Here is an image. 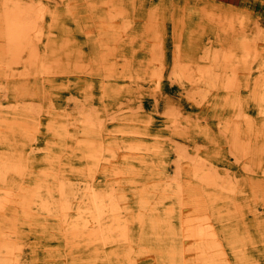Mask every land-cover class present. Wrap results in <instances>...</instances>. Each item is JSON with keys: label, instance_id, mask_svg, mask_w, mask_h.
I'll return each instance as SVG.
<instances>
[{"label": "rangeland", "instance_id": "1", "mask_svg": "<svg viewBox=\"0 0 264 264\" xmlns=\"http://www.w3.org/2000/svg\"><path fill=\"white\" fill-rule=\"evenodd\" d=\"M21 3L38 12L42 34L36 42L47 58L42 66L6 61L1 31L12 0H0V95L9 90L0 96V264H88L83 233L62 231L56 214L44 218L49 211L39 208L38 197L23 213L9 193L19 191L16 184L25 190L40 183L41 195L51 192L56 201L62 177L74 191V205L91 175L104 188L116 171L120 212L132 232L130 243L107 245L100 264H115L129 245L133 260L124 257V264H168V251L180 240L181 198L173 178L178 165L189 218L212 223L230 264H264V0ZM148 15L153 19L147 28ZM123 20L132 21L120 27ZM203 65L213 67L210 78L198 70ZM25 81L34 88L12 98L13 84ZM89 109L95 130L80 118ZM14 115L23 116L24 126L13 122ZM117 245L118 255L111 250Z\"/></svg>", "mask_w": 264, "mask_h": 264}, {"label": "bare ground", "instance_id": "2", "mask_svg": "<svg viewBox=\"0 0 264 264\" xmlns=\"http://www.w3.org/2000/svg\"><path fill=\"white\" fill-rule=\"evenodd\" d=\"M23 0H12V5L10 6V8L5 7V16L3 17V21H5V23H3L4 27L3 30L1 31L3 40H6V44L4 45V53L6 56V61L8 63L10 62H25L26 66H29L31 64L37 65V64H41L44 61V57L43 55H40L38 52V47H37V42L40 38H41V34H42V29L41 27H39L38 25V21L37 18H39L37 16V13H33L32 12V8H34V6L32 8H30V5H26V4H22ZM70 1V0H69ZM75 1V0H73ZM35 2V1H34ZM85 2V1H84ZM106 2V1H105ZM77 3V2H76ZM113 4V3H112ZM115 4V3H114ZM7 5V4H6ZM10 5V3H9ZM35 7H37L35 5ZM69 7V6H68ZM7 8V9H6ZM30 8V9H29ZM40 8V7H39ZM38 8V10H39ZM74 8V7H73ZM93 8V7H92ZM97 8V7H96ZM41 9V8H40ZM37 10V11H38ZM44 10V9H43ZM41 11V10H40ZM72 11V10H71ZM80 11V10H79ZM44 12V11H43ZM50 12V11H49ZM73 12V11H72ZM94 12V11H93ZM97 12V11H96ZM95 12V13H96ZM33 13V14H32ZM69 13V12H68ZM86 13V12H85ZM50 14V13H48ZM80 14V13H79ZM110 14V13H108ZM43 15V13H42ZM94 15V14H93ZM112 16V14H110ZM48 16V15H47ZM150 16V15H148ZM57 17V16H56ZM88 17V16H87ZM94 17V16H93ZM130 17V16H129ZM44 18V17H43ZM72 18V17H71ZM109 18V17H108ZM5 19V20H4ZM111 19V18H110ZM153 18L150 16V18L146 19V23L144 24L145 27H149L147 25H151V20ZM112 20H115L114 18H112ZM2 21V22H3ZM132 20H123L124 25L120 27H124L126 25H128L129 22H131ZM151 21V22H150ZM66 22V21H65ZM81 22V21H80ZM113 22V21H112ZM144 22V21H143ZM48 23V22H47ZM73 23V22H72ZM110 23V22H109ZM59 24V23H58ZM137 24V23H136ZM141 25V24H140ZM49 26V25H48ZM67 26V25H66ZM75 26V25H74ZM112 26V24H111ZM139 26V25H138ZM58 28V27H57ZM56 28V30H57ZM61 28V27H60ZM71 28V27H70ZM138 28V27H137ZM74 29V28H73ZM76 29V28H75ZM139 29V28H138ZM145 29V28H144ZM49 30V29H48ZM82 30V29H81ZM52 31V30H51ZM127 31V30H126ZM129 31V30H128ZM133 31V30H132ZM73 32V31H72ZM88 32V31H87ZM117 32V31H116ZM115 31L113 33H116ZM57 33V32H56ZM86 33V32H85ZM84 33V34H85ZM62 34V33H61ZM125 34V32H124ZM44 35V34H43ZM60 35V34H59ZM64 35V34H63ZM122 35V34H121ZM137 35V34H136ZM44 37V36H43ZM117 38H119V33H116ZM48 39V38H47ZM135 39V38H134ZM58 40V39H57ZM67 40V39H66ZM72 41V40H70ZM78 41V40H77ZM80 44V43H79ZM40 46V45H39ZM69 46V45H68ZM78 46V44L76 45ZM207 47V46H206ZM75 48V47H74ZM200 48V47H199ZM204 48V47H203ZM26 49V56H24L22 53L24 50ZM45 49V48H44ZM53 48L50 47V50H52ZM219 49V48H218ZM64 50V49H63ZM66 50V49H65ZM68 50V49H67ZM206 50V49H204ZM74 51V50H73ZM81 51V50H80ZM79 51V52H80ZM208 52V51H207ZM82 53V52H81ZM216 52H214L215 54ZM223 53V52H222ZM179 54V53H178ZM206 54L208 53H204L202 54L203 58H207L208 56H206ZM213 55V54H212ZM219 55V54H218ZM223 55V54H222ZM177 56V55H176ZM61 57V56H60ZM63 57V54H62ZM178 57V56H177ZM211 57V56H209ZM213 57V56H212ZM229 57V56H228ZM57 58V57H56ZM218 58V57H217ZM221 58V57H220ZM131 59V58H129ZM55 60V59H54ZM137 61V60H136ZM156 61V60H155ZM177 61V59H176ZM175 61V62H176ZM211 61V60H210ZM53 62V60H52ZM51 62V63H52ZM112 62V61H111ZM147 62V61H144ZM143 62V63H144ZM226 62V61H225ZM55 63V62H54ZM138 63V62H137ZM157 63V62H156ZM16 64V63H15ZM23 64V63H21ZM56 64V63H55ZM54 64V65H55ZM112 64V63H111ZM146 64V63H145ZM161 64V63H160ZM43 64H41L42 66ZM46 65V64H44ZM51 65V64H50ZM53 65V66H54ZM178 65V64H176ZM25 66V65H24ZM62 66V65H61ZM113 66V65H112ZM158 66V65H157ZM55 67V66H54ZM59 67V66H57ZM134 67V66H133ZM136 67V66H135ZM145 67V66H144ZM188 67V65H187ZM1 68V67H0ZM4 68V67H3ZM42 68V67H41ZM50 67H48L49 69ZM56 68V67H55ZM139 68V67H138ZM141 68V67H140ZM153 68V67H152ZM198 70L204 73L203 77L204 78H210L211 77V73L213 70V67H211L210 65H203V66H198L197 67ZM26 69V68H25ZM74 69V68H73ZM72 69V70H73ZM176 68L173 67L171 74L176 73L175 71ZM187 69V68H186ZM185 69V70H186ZM23 70V69H22ZM21 70V71H22ZM43 70V69H42ZM61 70V69H60ZM83 70V69H82ZM143 70V69H142ZM147 70V68L145 69ZM153 70V69H152ZM188 70V69H187ZM46 71V70H45ZM44 71V72H45ZM50 71V70H49ZM155 71V70H154ZM181 71V70H180ZM191 71V70H190ZM188 71V73L190 72ZM264 71V70H263ZM76 72V71H75ZM233 72V71H232ZM231 72V73H232ZM16 73V72H15ZM43 73V72H41ZM155 73V72H154ZM187 73V74H188ZM2 72H0V76H1ZM6 74V72L4 73ZM22 74V73H21ZM34 74V73H33ZM45 74V73H44ZM80 74V72H79ZM88 74V73H87ZM183 74V73H182ZM235 74V72H234ZM11 75V74H10ZM112 76H114L113 74H110ZM28 76V75H27ZM40 76V75H38ZM49 76V74H48ZM54 76V75H52ZM187 76V75H185ZM234 76V75H233ZM130 78V76H129ZM136 78V77H135ZM174 78V77H173ZM232 78V77H231ZM236 78V77H234ZM26 79V78H25ZM38 79V78H37ZM53 79V78H52ZM52 79H50L52 81ZM155 79V78H154ZM13 80V79H11ZM34 80V78H33ZM47 80V79H46ZM49 80V81H50ZM58 80V79H57ZM140 80V79H139ZM153 80V79H152ZM191 80V79H190ZM38 81V80H37ZM30 81H25V82H16L14 83V87L12 86V90L13 93H15L14 96H12V98H17L20 97L19 93L22 90H25L26 88L32 87L34 88V86L29 85ZM42 82V81H41ZM55 82V81H54ZM155 82V81H154ZM263 82H264V75H263ZM1 83V82H0ZM133 83V82H132ZM156 83V82H155ZM226 83V82H225ZM120 84V83H119ZM12 85V84H11ZM192 85V84H191ZM227 85V83H226ZM38 86V85H37ZM155 86V85H154ZM5 89V86H3ZM43 87V86H42ZM43 90V89H42ZM103 90V89H101ZM121 91V90H120ZM189 91V90H188ZM192 91V90H191ZM197 91V90H196ZM221 91V90H220ZM9 90H5V92L2 93V95L5 97L6 94H8ZM193 92V91H192ZM192 92H189L192 93ZM203 92V91H201ZM0 95V96H2ZM102 95V94H101ZM256 95V94H255ZM43 96V94H42ZM191 96V95H190ZM219 96V95H218ZM102 97V96H101ZM189 97V95H188ZM202 99V98H201ZM7 100V99H6ZM204 100V98H203ZM263 100V99H262ZM261 100V101H262ZM15 101V100H14ZM219 101V100H218ZM102 102V101H101ZM4 103V102H3ZM8 103V102H7ZM15 103V102H14ZM17 103V102H16ZM103 103V102H102ZM101 103V105H102ZM9 104V103H8ZM11 104V103H10ZM106 104V103H105ZM36 105V104H35ZM200 105V103L198 104ZM11 106V105H10ZM9 105L6 106L10 107ZM15 106V104H14ZM23 106V105H22ZM21 106V108H22ZM50 106V105H49ZM83 106V105H81ZM219 106V105H218ZM239 106V105H238ZM5 107V106H3ZM26 107V105H25ZM32 107V106H31ZM35 107V106H34ZM80 107V106H79ZM226 107V106H225ZM19 108V107H18ZM64 108V107H63ZM29 109V108H28ZM34 110V108H32ZM31 109V110H32ZM47 109V108H46ZM105 109V108H104ZM11 110V109H10ZM13 110V109H12ZM40 110V109H39ZM91 110L93 111V109L91 108ZM91 110L89 109V111L83 113V116L80 118L85 117L86 120H88L89 122L87 124L90 125V128L95 130L92 121L93 116L90 118L91 116ZM95 110V109H94ZM234 110V108H233ZM239 110V109H238ZM237 110V111H238ZM177 111V110H176ZM12 112H18V110H13ZM23 110L20 112V115H26V113H22ZM68 112V111H67ZM78 112V111H77ZM94 112V111H93ZM95 112H97L95 110ZM99 112V111H98ZM235 112V111H234ZM46 112H44L45 114ZM48 113V111H47ZM125 113V112H123ZM17 115V113H14ZM31 114V113H30ZM43 114V113H42ZM52 114V113H51ZM230 114V113H229ZM16 115H14V117H12V120L14 123H17L18 125L24 126L25 124V120L22 117H17ZM98 115V114H97ZM2 116V115H1ZM67 116V115H66ZM118 116V115H117ZM58 117V116H57ZM3 121L6 123H10L11 124V120L7 119L6 117H4V115L2 116ZM11 118V117H10ZM32 118V117H31ZM64 118V117H63ZM111 118V116H110ZM43 119V118H42ZM57 119V118H56ZM30 120V119H29ZM85 120V119H84ZM240 120V119H239ZM28 121V120H27ZM31 121V120H30ZM195 121V120H194ZM56 122V121H55ZM79 122V121H78ZM83 121H81L80 123H82ZM85 122V121H84ZM83 122V123H84ZM99 122V121H98ZM101 122V121H100ZM239 122V121H238ZM13 123V124H14ZM61 123V122H60ZM63 123V122H62ZM66 122H64L65 124ZM212 123V122H211ZM141 124V123H140ZM1 125V124H0ZM66 125V124H65ZM64 125V126H65ZM95 125V124H94ZM121 125V124H120ZM214 125V124H213ZM124 126V125H123ZM135 126V125H134ZM2 127V126H0ZM16 127V126H15ZM37 127V126H36ZM77 127V126H76ZM112 127V126H110ZM109 127V128H110ZM9 128V127H8ZM30 128V127H29ZM64 128V127H63ZM137 128V127H136ZM37 129V128H36ZM67 129V128H66ZM99 129V128H98ZM32 130V128H31ZM105 130V129H104ZM120 130V129H119ZM15 131V130H14ZM22 131V130H21ZM30 131V130H29ZM35 131V130H34ZM37 131V130H36ZM100 131V130H99ZM110 131V130H109ZM26 132V131H25ZM43 132V131H42ZM105 132V131H104ZM111 132V131H110ZM223 132V131H222ZM239 132V131H238ZM113 133V132H111ZM126 133V132H125ZM142 133V132H141ZM9 134V133H8ZM12 134H14L12 132ZM69 134V132L67 133V135ZM71 134V133H70ZM249 134V133H248ZM49 136V135H48ZM135 136V135H134ZM16 137V136H15ZM33 137V136H32ZM226 137V136H225ZM11 138V137H10ZM25 138V137H24ZM57 138V137H56ZM251 138V137H250ZM53 139V137H52ZM121 139V138H120ZM110 140V139H109ZM135 140V139H134ZM156 140V139H155ZM223 141V140H222ZM36 142V141H34ZM4 143V142H3ZM46 143V142H45ZM91 143V142H90ZM107 143V142H106ZM16 144V143H15ZM23 144V143H22ZM25 144V142H24ZM33 144V142H32ZM47 144V143H46ZM98 144V142H97ZM31 145V144H30ZM119 145V144H118ZM23 146V145H22ZM130 146V145H129ZM128 146V147H129ZM19 147V146H18ZM43 147V146H42ZM96 147V146H95ZM127 147V146H126ZM131 147V146H130ZM135 147V145H134ZM261 147V146H260ZM36 148V147H35ZM38 148V147H37ZM36 148V149H37ZM40 148V147H39ZM132 148V147H131ZM250 148V147H249ZM87 149V148H86ZM184 148L182 147V150ZM262 149V148H261ZM23 150V149H22ZM113 150V149H112ZM132 150V149H131ZM179 150V149H178ZM197 150V149H196ZM25 151V150H24ZM134 151V150H133ZM180 151V150H179ZM262 151V150H261ZM260 151V152H261ZM57 152V151H56ZM114 152V151H113ZM139 152V150H138ZM19 153V152H18ZM26 153V151H25ZM45 153V152H44ZM53 153V152H52ZM85 153V152H84ZM95 153V152H94ZM147 153V152H146ZM167 153V152H165ZM181 152H179L180 154ZM33 154V153H32ZM41 154V153H39ZM54 154V153H53ZM56 154V153H55ZM152 154V153H151ZM154 154V153H153ZM198 154V153H197ZM21 155V154H20ZM95 154L91 153L90 156H94ZM156 155V154H155ZM166 155V154H165ZM170 155V154H169ZM181 155V154H180ZM179 155V156H180ZM60 156V155H59ZM102 156V155H101ZM178 156V155H177ZM7 157V156H6ZM96 157H98L96 155ZM109 157V156H108ZM143 157V156H142ZM187 157V156H185ZM189 157V156H188ZM22 158V157H21ZM99 158V157H98ZM110 158V157H109ZM114 158V157H113ZM136 158V157H135ZM156 158V157H155ZM195 158V157H194ZM26 159V158H23ZM143 159V158H142ZM204 159V158H203ZM39 160V159H38ZM98 160V159H97ZM103 160V159H102ZM107 160V158H106ZM197 160V159H196ZM195 160V161H196ZM205 160V159H204ZM208 160V159H207ZM15 161V160H14ZM193 161V160H192ZM201 161V159H200ZM3 162V161H2ZM7 162V160H6ZM89 162V161H88ZM205 162V161H204ZM203 162V164H204ZM261 162V161H260ZM26 163V162H25ZM40 163H42L40 161ZM59 163V162H58ZM196 163V162H195ZM259 163V162H257ZM4 164V163H3ZM88 164V163H87ZM154 164V163H153ZM203 164L201 167H203ZM15 165V164H14ZM19 165V164H18ZM17 165V166H18ZM92 165V164H91ZM165 165V164H164ZM196 165V164H195ZM207 165V164H206ZM1 166V164H0ZM13 166V165H12ZM16 166V167H17ZM122 166V165H121ZM151 166V165H150ZM209 166V165H208ZM4 167V166H3ZM2 167V168H3ZM11 167V164H10ZM14 167V166H13ZM118 167V166H117ZM179 165L177 166L176 170H175V174L173 176L175 182V191L177 193V195L179 196V198H181V202L180 204V208H179V213H178V220H179V225H178V229H179V235H180V240H179V244L175 245L173 244L170 248V250L168 251V264H230L228 257L222 247V243L220 241V239L218 238V234L214 228V226L212 225V223L210 221L207 220V218H203L205 221L204 223L199 222L198 220L195 219H191L189 218L188 215V206H185L182 202L183 198H184V191H183V185L182 182L179 181V175L181 173L180 169L178 168ZM200 167V169H201ZM212 167V166H211ZM263 167V166H262ZM15 168V167H14ZM18 168V167H17ZM26 168V167H25ZM95 168V167H94ZM199 167H193V170L196 171ZM206 168V166H205ZM230 168V167H229ZM5 169V168H4ZM12 169V168H11ZM116 169V168H115ZM119 169V168H118ZM191 169V168H190ZM248 169V168H247ZM98 170V167L95 168L93 170V172L95 173ZM7 171V170H6ZM5 171V172H6ZM11 171V170H10ZM15 171V170H14ZM13 171V172H14ZM18 171V169H17ZM22 171V170H21ZM40 171V170H39ZM38 171V172H39ZM47 171V170H46ZM115 171V170H114ZM119 171V170H118ZM193 171V172H194ZM208 171V170H205ZM213 171V170H212ZM211 171V172H212ZM240 171V170H239ZM243 171V170H242ZM250 171V170H249ZM254 171V170H253ZM251 170V172H253ZM2 172V171H1ZM16 172V171H15ZM14 172V173H15ZM45 172V171H44ZM109 172V171H108ZM189 172V171H188ZM217 172V171H216ZM4 172H2L3 174ZM28 173V172H27ZM32 173V172H30ZM55 173V172H54ZM90 173V172H89ZM10 174V173H8ZM73 174V173H72ZM202 174V172H201ZM208 173H206L205 175H207ZM5 174H3L4 176ZM15 175V174H14ZM210 175V174H209ZM212 175V174H211ZM209 176L208 178H212L213 176ZM227 175V174H226ZM234 175V174H233ZM242 175V174H241ZM243 175H245L243 173ZM2 176V177H3ZM10 176V175H9ZM18 176V175H17ZM107 176V175H106ZM199 176V175H198ZM202 177V175H201ZM204 177V175H203ZM233 177V176H232ZM241 177V176H240ZM5 178V177H4ZM10 178V177H9ZM7 178V179H9ZM18 178V177H17ZM20 178V177H19ZM62 177H58V183L56 184V190L58 191V199H56V201H54L55 197L53 200L49 199V195H52L51 192L41 195L42 192L39 187L41 186L40 183H37L35 185V187L25 189L23 190L21 185H14L17 187V189H19V191L15 194H10V199H12L14 197L15 199V205L17 204L22 211H24L23 213L27 214L28 212H30V210L34 207L35 204H33L35 202V198L38 197L39 198V204L41 209L45 210V211H49L47 214H43L44 218L47 217H51L52 215H57L58 217V224H60L61 227H63L64 229L62 231H66V232H70L73 235H77V233H83L84 234V238L86 239V244H87V248L89 249V263L88 264H100L101 260H102V256L105 253V248L107 245L111 244V243H117V242H121V240L124 243H130V237H129V231L128 230V226H127V221L126 219H124L123 215L120 212V202L118 200V190H116L115 186L118 184V179H119V174L118 172H112L111 173V178H110V182H107V187L105 186L104 188L99 187L94 181V177L93 175H91L89 177V179L86 180L85 184H84V190L80 196V200L77 201L76 203H74V205L71 203L72 198L70 194H74L72 192V190L68 187V184L66 181H64L63 179H60ZM71 178V177H69ZM1 179V178H0ZM3 179V178H2ZM75 179V178H74ZM73 179V180H74ZM11 180V179H10ZM21 180V179H20ZM188 180V179H187ZM210 180V179H209ZM221 180V179H220ZM230 180V179H229ZM234 180H236L234 178ZM3 181V180H2ZM54 181V180H53ZM228 181V180H227ZM14 182V181H13ZM104 182V180H103ZM131 182V181H130ZM221 182V181H219ZM259 182V181H258ZM3 183V182H2ZM10 183V182H9ZM76 183V182H75ZM144 183V182H143ZM193 183V182H192ZM211 183H215V181L213 182L211 179ZM229 183V181H228ZM232 183V182H230ZM242 183V182H241ZM44 184V183H43ZM140 184V183H139ZM233 184V183H232ZM236 184V183H235ZM244 184V183H243ZM242 184V186H243ZM124 185V184H123ZM130 185V184H129ZM168 185V184H167ZM195 185V184H194ZM198 185V184H196ZM218 185V184H217ZM220 185V184H219ZM218 185V186H219ZM237 185V184H236ZM77 186V185H76ZM75 186V187H76ZM120 186V185H119ZM135 186V185H134ZM228 186V185H227ZM234 186V185H233ZM10 187V186H9ZM224 187V185H223ZM246 187V186H245ZM8 188V187H7ZM232 188V187H231ZM241 188V187H240ZM248 188V187H247ZM0 189H3L0 188ZM46 189V188H44ZM239 189V187H238ZM242 189V188H241ZM7 190V189H6ZM51 190V189H50ZM193 190V189H192ZM229 190V189H228ZM233 190V189H232ZM236 190V189H235ZM246 190V189H245ZM2 191V190H1ZM5 191V190H4ZM3 191V192H4ZM48 191V189H47ZM76 191V190H75ZM151 191V190H150ZM187 191V190H186ZM263 191V190H262ZM44 192V190H43ZM239 192V191H237ZM187 193V192H186ZM4 194V193H3ZM214 194V193H213ZM2 195V194H1ZM7 195V194H6ZM45 196V197H44ZM70 196V197H69ZM74 196V195H73ZM3 198V196H1ZM7 197V196H6ZM5 197V199H6ZM51 197V196H50ZM193 197V196H192ZM8 198V199H9ZM195 199V196L193 197ZM192 198V199H193ZM199 199V196L196 197ZM191 199V200H192ZM197 200V199H196ZM205 200V199H204ZM245 200V199H243ZM2 201V200H1ZM0 201V203H1ZM74 202V201H73ZM4 203V202H3ZM7 203V202H6ZM193 203V202H192ZM235 203V202H234ZM243 204V203H242ZM1 205V204H0ZM190 205V204H189ZM196 205V204H195ZM206 205V204H205ZM3 206V205H2ZM192 206V205H191ZM202 206V205H201ZM37 207V206H36ZM173 207V206H172ZM241 207V206H240ZM3 207H1L2 209ZM5 208V207H4ZM19 208V209H20ZM38 208V207H37ZM18 209V208H17ZM70 209H74V213H72V210ZM242 209V208H241ZM38 210V209H37ZM243 210V209H242ZM34 211V210H33ZM248 212V211H247ZM35 213V212H34ZM33 213V214H34ZM195 213V212H194ZM239 213V212H238ZM127 214V213H126ZM5 215V214H4ZM42 215V214H41ZM209 215V214H208ZM37 216V215H36ZM2 217V216H1ZM8 217V216H7ZM4 218V217H3ZM9 218V217H8ZM23 218V217H22ZM34 218V217H33ZM211 218V217H210ZM153 219V218H152ZM13 220V219H12ZM167 220V219H165ZM164 220V221H165ZM3 221V220H2ZM152 221V220H151ZM253 224V223H252ZM129 225V224H128ZM13 227V226H12ZM15 227V226H14ZM171 227V226H170ZM30 228V226H29ZM10 231V230H9ZM65 232V233H66ZM134 232V230H133ZM6 233V232H5ZM10 233V232H9ZM170 233L172 234L173 232L170 231ZM168 233V234H170ZM64 234V233H63ZM71 234V235H72ZM133 234V233H132ZM131 234V235H132ZM43 235V234H42ZM171 235L167 236L169 238ZM66 237V235H65ZM132 237V236H131ZM11 239V238H10ZM66 239V238H65ZM73 239V238H72ZM1 240V239H0ZM9 240V239H8ZM12 240V239H11ZM25 240V239H24ZM15 241V240H14ZM13 241V242H14ZM18 241V240H17ZM36 241V240H35ZM16 242V241H15ZM3 243V242H2ZM1 243V244H2ZM64 243V242H63ZM261 243V242H260ZM28 244V243H27ZM263 244V243H261ZM13 246V245H12ZM127 246V245H126ZM110 247V246H109ZM137 247V246H136ZM24 248V247H23ZM48 248V247H47ZM56 248V247H55ZM59 248V247H58ZM118 248H120V245H117V247L111 249L112 251L115 252L116 255L119 254V252L117 251ZM225 248V247H224ZM7 250H9L8 246L6 248ZM131 246H128V249L126 250V253H123L125 255L122 256L121 259L117 258L115 264H124V257H128V259L132 258L131 257V253L130 250ZM63 251V250H62ZM28 255V254H27ZM6 256V255H5ZM8 257V256H7ZM146 257V256H145ZM139 258V257H138ZM234 258V257H233ZM48 259V258H47ZM140 259V258H139ZM133 260V259H130ZM137 260V259H136ZM157 260V258H156ZM131 262V261H130ZM44 263V262H43ZM42 263V264H43ZM107 263V262H106ZM12 264V263H11Z\"/></svg>", "mask_w": 264, "mask_h": 264}]
</instances>
